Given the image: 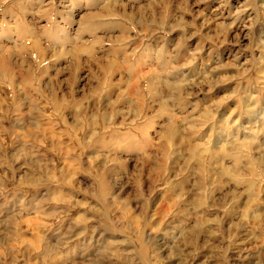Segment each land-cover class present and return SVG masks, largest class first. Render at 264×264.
Instances as JSON below:
<instances>
[{"label":"rangeland","instance_id":"rangeland-1","mask_svg":"<svg viewBox=\"0 0 264 264\" xmlns=\"http://www.w3.org/2000/svg\"><path fill=\"white\" fill-rule=\"evenodd\" d=\"M0 264H264V0H0Z\"/></svg>","mask_w":264,"mask_h":264}]
</instances>
